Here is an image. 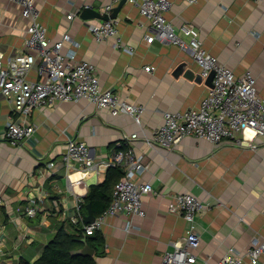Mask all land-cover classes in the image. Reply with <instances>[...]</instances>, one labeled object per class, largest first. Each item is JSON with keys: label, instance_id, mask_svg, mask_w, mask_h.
<instances>
[{"label": "crops", "instance_id": "crops-1", "mask_svg": "<svg viewBox=\"0 0 264 264\" xmlns=\"http://www.w3.org/2000/svg\"><path fill=\"white\" fill-rule=\"evenodd\" d=\"M170 1L164 16L179 35L186 40L180 27L192 24L204 49L218 63L237 76L253 74L257 94L264 100V5L255 0ZM108 3L34 0L50 42L68 34L77 45L64 41L61 53L90 61L101 87L142 105L143 113L138 122L85 99L58 101L31 110L25 120L34 126L33 133L12 144L4 134L6 123L19 121L20 115L0 93V264L32 263L61 226L71 232L82 226L77 200H83L90 184L104 179L109 167L100 164L98 173L73 171L72 180H80L69 185L61 155L70 138L85 141L91 156L100 161L132 147L145 165L138 178L154 190L142 196L144 216L106 218L98 230L104 243L93 253L95 264H163L162 255L173 250V242L183 241L190 225L182 214L169 211L180 192H189L203 203L193 224L200 238L193 264H214L228 246L244 250L254 234L264 236V134L255 136L251 146L228 138L213 144L194 135L181 137L172 148L150 145L147 138H153L163 112L197 107L212 80L200 74L188 51L159 40L147 42L150 21L136 5L119 0L107 14ZM109 17L117 22V34L95 40L89 26ZM28 24L18 2L0 0L4 61L25 52L37 56L25 45ZM39 63L37 57L28 80L43 79ZM134 132L138 136L130 139ZM31 200H37L38 209L27 216L24 209ZM79 212L83 215L82 209ZM243 264L250 263L246 259ZM259 264H264V253Z\"/></svg>", "mask_w": 264, "mask_h": 264}, {"label": "built area", "instance_id": "built-area-1", "mask_svg": "<svg viewBox=\"0 0 264 264\" xmlns=\"http://www.w3.org/2000/svg\"><path fill=\"white\" fill-rule=\"evenodd\" d=\"M14 1L20 4L21 15L29 20L26 48L36 50L37 56L25 52L4 61L0 54V93L13 103L14 109L20 115L19 121L6 123L4 134L12 144L21 142L33 133L34 126L25 120V116L31 110L58 101L85 99L99 109L105 108L112 114H127L139 122L144 110L142 105L121 100L111 88L101 87L96 68L90 61L76 60L74 53L66 55L61 53L64 41L77 45L68 34L50 42L46 27L39 21V10L35 7L34 0ZM118 1L109 0L104 6L105 12L109 14L112 4ZM126 1L136 5L140 13L150 21V32L145 34L147 42L159 40L174 44L190 53L199 65L202 76L213 73L212 86L197 107L187 108L183 112H163V121L155 129L153 138H147L150 145L172 148L181 137L194 135L213 144L228 138L237 144L251 146L255 136L264 134V100L257 94L255 77L250 71L237 76L226 65L218 63L216 57L204 49L198 31L192 24H183L180 27V31L187 39L180 36L164 16L171 6L170 0ZM255 1L264 5V0ZM67 17L71 18L72 13ZM116 24L117 22L109 17L98 24L90 25L89 29L94 39L100 41L117 34ZM117 39L115 44L118 47L120 39L118 37ZM37 57L40 60L39 71L44 77L41 80H28L26 75ZM145 69L149 70L150 67L146 66ZM137 136L134 132L129 138L134 139ZM61 162L65 166L69 185L80 180H72L73 171H80L83 174L89 171L98 173L100 164L106 167L122 164L124 168L123 176L113 188L110 204L92 222H82L83 215L79 210L82 209L83 200L78 198L77 219L82 222L85 234L90 235L98 231L108 216L145 215L142 196L154 190L149 182L138 178L145 170V165L132 147L117 150L111 160L100 161L91 156L85 141L70 138L61 155ZM48 165L50 167L53 164L49 162ZM173 199L169 211L182 214L190 225L183 241L173 242V250L162 255V263L193 264L197 260L194 251L200 243L193 224L195 215L203 208V203L189 192L177 193ZM37 209V200H31L25 206L24 213L27 216H34ZM130 227L131 222L127 221L125 229L128 230ZM261 237L254 234L249 246L244 250L228 246L222 258L214 264H243L246 259L250 264H259L264 253V236Z\"/></svg>", "mask_w": 264, "mask_h": 264}, {"label": "trees", "instance_id": "trees-1", "mask_svg": "<svg viewBox=\"0 0 264 264\" xmlns=\"http://www.w3.org/2000/svg\"><path fill=\"white\" fill-rule=\"evenodd\" d=\"M123 174L122 164H117L108 168L101 182L92 183L88 186L83 197L82 212L84 216L87 203H90L94 216L100 215L107 208L112 198L113 188ZM84 234L81 225L73 232L61 226L34 262H22L21 264H95L93 255L71 253L72 250L84 245L82 241ZM85 243L95 252L99 246L103 245V236L98 231L90 235L85 234Z\"/></svg>", "mask_w": 264, "mask_h": 264}, {"label": "water", "instance_id": "water-1", "mask_svg": "<svg viewBox=\"0 0 264 264\" xmlns=\"http://www.w3.org/2000/svg\"><path fill=\"white\" fill-rule=\"evenodd\" d=\"M212 76H213V73L210 74L209 79L212 80ZM85 207L87 209V214L84 216V222L85 223L92 222L95 219V216L92 213L90 203H87ZM82 241L84 242V245L82 247H80V248L72 250L71 253L72 254H81V255H93L94 249L90 248L85 243V234L83 235Z\"/></svg>", "mask_w": 264, "mask_h": 264}]
</instances>
